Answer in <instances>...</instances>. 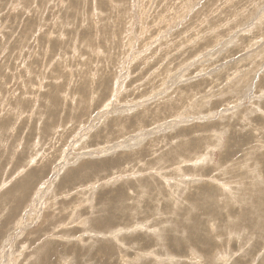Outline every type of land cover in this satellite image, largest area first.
I'll list each match as a JSON object with an SVG mask.
<instances>
[{"label":"rangeland","instance_id":"1","mask_svg":"<svg viewBox=\"0 0 264 264\" xmlns=\"http://www.w3.org/2000/svg\"><path fill=\"white\" fill-rule=\"evenodd\" d=\"M0 264H264V0H0Z\"/></svg>","mask_w":264,"mask_h":264},{"label":"bare ground","instance_id":"2","mask_svg":"<svg viewBox=\"0 0 264 264\" xmlns=\"http://www.w3.org/2000/svg\"><path fill=\"white\" fill-rule=\"evenodd\" d=\"M172 124V123H171ZM252 153V152H251ZM196 160V159H195ZM198 179V178H197ZM228 187V186H227ZM28 189V188H27ZM215 190V189H214ZM98 235V234H97ZM149 247V246H148Z\"/></svg>","mask_w":264,"mask_h":264}]
</instances>
